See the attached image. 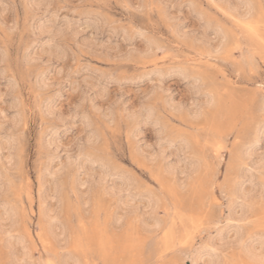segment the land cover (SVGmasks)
I'll use <instances>...</instances> for the list:
<instances>
[{
	"label": "rangeland",
	"instance_id": "374dc122",
	"mask_svg": "<svg viewBox=\"0 0 264 264\" xmlns=\"http://www.w3.org/2000/svg\"><path fill=\"white\" fill-rule=\"evenodd\" d=\"M0 264H264V0H0Z\"/></svg>",
	"mask_w": 264,
	"mask_h": 264
},
{
	"label": "bare ground",
	"instance_id": "6f19581e",
	"mask_svg": "<svg viewBox=\"0 0 264 264\" xmlns=\"http://www.w3.org/2000/svg\"><path fill=\"white\" fill-rule=\"evenodd\" d=\"M240 154V153H239ZM243 155V154H242ZM242 155H241V157H242ZM240 160V159H239ZM243 160V159H242ZM28 192V191H27ZM190 224V223H189ZM172 240V239H171ZM188 258V257H187ZM261 258V257H260ZM257 261V260H256Z\"/></svg>",
	"mask_w": 264,
	"mask_h": 264
}]
</instances>
